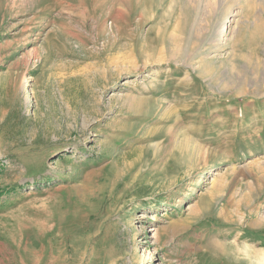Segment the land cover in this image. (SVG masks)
Masks as SVG:
<instances>
[{
    "label": "rangeland",
    "instance_id": "1",
    "mask_svg": "<svg viewBox=\"0 0 264 264\" xmlns=\"http://www.w3.org/2000/svg\"><path fill=\"white\" fill-rule=\"evenodd\" d=\"M0 264H264V0H0Z\"/></svg>",
    "mask_w": 264,
    "mask_h": 264
},
{
    "label": "bare ground",
    "instance_id": "2",
    "mask_svg": "<svg viewBox=\"0 0 264 264\" xmlns=\"http://www.w3.org/2000/svg\"><path fill=\"white\" fill-rule=\"evenodd\" d=\"M228 22V21H227ZM227 25V24H226ZM227 27V26H226ZM227 32V31H226ZM172 37V36H171ZM177 38V37H176ZM168 39V38H167ZM170 39H172V38H170ZM174 39V38H173ZM173 39H172V43H173ZM169 40V39H168ZM171 42V41H170ZM175 42H176V40H175ZM177 43H178V41H177ZM172 45V44H171ZM174 45V44H173ZM170 49H172L171 47H170ZM175 49V48H174ZM170 51V50H169ZM173 51V50H172ZM168 52V51H167ZM174 52V51H173ZM179 52V51H178ZM177 52V53H178ZM176 53V54H177ZM168 54V56H171V57H177V55H174L172 52L171 53H167ZM167 55H166V57H168Z\"/></svg>",
    "mask_w": 264,
    "mask_h": 264
}]
</instances>
